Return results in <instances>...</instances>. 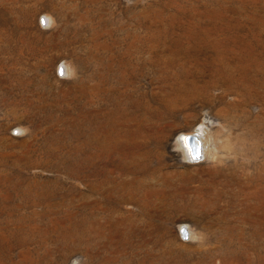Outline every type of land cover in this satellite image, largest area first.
I'll use <instances>...</instances> for the list:
<instances>
[{"label":"rangeland","instance_id":"374dc122","mask_svg":"<svg viewBox=\"0 0 264 264\" xmlns=\"http://www.w3.org/2000/svg\"><path fill=\"white\" fill-rule=\"evenodd\" d=\"M74 257L264 264V0H0V264Z\"/></svg>","mask_w":264,"mask_h":264},{"label":"bare ground","instance_id":"6f19581e","mask_svg":"<svg viewBox=\"0 0 264 264\" xmlns=\"http://www.w3.org/2000/svg\"><path fill=\"white\" fill-rule=\"evenodd\" d=\"M50 16V15H49ZM49 18V17H48ZM200 131V130H199ZM204 133V132H202ZM195 132H190V133H183L180 134V144L183 145L184 150L185 151L188 158L190 160L193 159H198L201 155L202 152L206 151V143L208 140L206 139H202V137L199 138H194ZM204 136V135H203ZM205 138V137H204ZM188 139H190V141H188ZM179 141V140H178ZM189 142V143H188ZM179 143V142H178ZM180 147V146H179ZM182 148V149H183ZM208 151V150H207ZM206 151V153H207ZM205 154V153H204ZM209 154V153H208ZM207 154V155H208ZM186 156V155H185ZM187 159V158H186ZM200 161V160H199ZM195 162V161H194ZM187 234V233H186ZM194 237V236H193Z\"/></svg>","mask_w":264,"mask_h":264},{"label":"clouds","instance_id":"9594fccd","mask_svg":"<svg viewBox=\"0 0 264 264\" xmlns=\"http://www.w3.org/2000/svg\"><path fill=\"white\" fill-rule=\"evenodd\" d=\"M71 264H82V258L81 257H74L71 260Z\"/></svg>","mask_w":264,"mask_h":264},{"label":"water","instance_id":"95a60500","mask_svg":"<svg viewBox=\"0 0 264 264\" xmlns=\"http://www.w3.org/2000/svg\"><path fill=\"white\" fill-rule=\"evenodd\" d=\"M194 138H196V137H194ZM188 141H190V139H188ZM189 143V142H188Z\"/></svg>","mask_w":264,"mask_h":264}]
</instances>
